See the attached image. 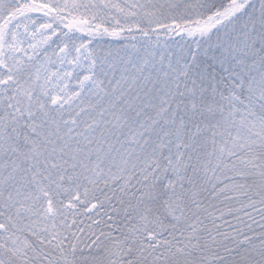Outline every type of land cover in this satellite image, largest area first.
Here are the masks:
<instances>
[{
	"label": "snow or ice",
	"instance_id": "snow-or-ice-1",
	"mask_svg": "<svg viewBox=\"0 0 264 264\" xmlns=\"http://www.w3.org/2000/svg\"><path fill=\"white\" fill-rule=\"evenodd\" d=\"M0 264H264V0H0Z\"/></svg>",
	"mask_w": 264,
	"mask_h": 264
}]
</instances>
